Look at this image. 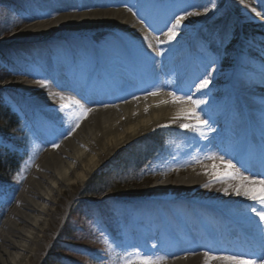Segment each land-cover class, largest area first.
I'll list each match as a JSON object with an SVG mask.
<instances>
[{
    "label": "bare ground",
    "instance_id": "obj_1",
    "mask_svg": "<svg viewBox=\"0 0 264 264\" xmlns=\"http://www.w3.org/2000/svg\"><path fill=\"white\" fill-rule=\"evenodd\" d=\"M9 1L26 13L29 23L16 30L18 19L4 28L0 52L5 45L18 47L21 51L14 52V58L35 62L48 85L58 89L35 99L47 117H58L62 102L81 108L77 127L34 163L3 219L0 264H31V257L48 246L46 229L55 222L53 212L63 190L84 183L105 158L140 136L193 111L214 117L220 134L234 136V149L219 146L205 155L207 165L158 180L129 207L134 216H128L134 220L131 232L136 237L139 229L146 228L141 236L150 239V249L164 251L157 257L162 264H264V233L259 235L256 229L259 216H264V152L259 150L260 141L264 144V71L256 76L236 74L231 85L219 88V99L227 95L224 102L213 104L208 76L191 71L187 44L192 29L210 17L212 0H200L199 8L188 15L181 8L173 15L150 0L132 1L135 13L155 16L157 22L136 19L117 7L118 0H106V7L95 3L98 0ZM98 30L117 34L119 59L97 48L95 41L79 42L82 36L92 39ZM48 42L55 45L54 60L43 50ZM75 56L84 64L82 73L72 66ZM106 69L129 76L134 86L127 96L105 89ZM19 70L20 82L29 91L33 74L27 68ZM157 73L158 83L147 87V76ZM59 94L60 99L52 97ZM22 112L27 114L28 109ZM213 158L219 159L216 165ZM213 167L212 175L205 176ZM188 197L209 210L221 236L198 229L183 203L190 201ZM176 235L183 241L174 248ZM231 239L237 246H231Z\"/></svg>",
    "mask_w": 264,
    "mask_h": 264
},
{
    "label": "rangeland",
    "instance_id": "obj_2",
    "mask_svg": "<svg viewBox=\"0 0 264 264\" xmlns=\"http://www.w3.org/2000/svg\"><path fill=\"white\" fill-rule=\"evenodd\" d=\"M132 1L118 0L115 4L140 21L149 19L157 22L155 16L145 15L142 11L135 13ZM150 2L160 7L166 6L173 15L178 8L188 15L197 10L201 3L200 0ZM95 3L105 7L109 5L106 0ZM212 10L209 18L192 29L187 44L192 73L208 76L211 89L208 96L213 104H219L220 99L224 102L227 96L219 99V88L231 85L236 74L256 76L264 71V0H212ZM25 15L12 1L0 0V33L18 19L21 24L16 30L29 23ZM87 41H95L97 48L103 47L113 58H120L115 32L98 30L92 39L87 36L79 39L81 44ZM42 47L47 57L52 60L57 57L54 44L48 42ZM20 51L16 46L5 45L0 52V69L4 70L0 75V96L4 106L20 122L18 129L7 134L0 132V145L5 149H16L22 158L11 182L0 184V197L11 195L10 185L16 189L8 212L34 163L52 144L59 145L77 127L80 119L77 111L81 108L74 109L62 102L58 117H47L43 113V106L35 99L57 88L48 85L46 74L40 72L36 63L15 59L14 52ZM73 58L72 66L82 73L83 62L76 56ZM20 67L27 68L33 74L29 80V91L24 90L25 82H20L23 77L19 73ZM104 73L107 76L105 85L109 90L114 89L121 97L131 92L133 83L128 75L121 76L112 69H106ZM160 77L158 73L153 84L158 83ZM52 97L60 99L61 95ZM23 109H28V113L24 114ZM180 118L140 136L105 158L84 183L63 190L53 212L55 222L46 229L44 242L48 246L38 250L36 257H31V264H162L157 260L162 252L152 250L150 239L141 236L142 228L138 231L140 235L134 237L132 234L134 220L128 218L132 215L129 207L135 206L136 199L146 195L158 180L171 179L191 168L207 165L209 160L205 159V155L219 146L231 147L230 151L235 146L233 139L220 134L214 126V117L208 118L193 111ZM218 161L213 158L214 165ZM214 168L205 176H211ZM188 199L190 201L183 203L187 205L198 229L211 231L215 237L221 236L223 231L217 225L214 227L209 210L200 201L192 197ZM259 219L256 229L258 233H264V216H259ZM130 236L134 237L132 241L127 240ZM231 246L237 245L232 241Z\"/></svg>",
    "mask_w": 264,
    "mask_h": 264
},
{
    "label": "trees",
    "instance_id": "obj_3",
    "mask_svg": "<svg viewBox=\"0 0 264 264\" xmlns=\"http://www.w3.org/2000/svg\"><path fill=\"white\" fill-rule=\"evenodd\" d=\"M4 73L3 69H0V75ZM2 79V78H0ZM19 120L15 118L13 113H10L8 108L4 107L2 104V99L0 96V132L8 133L12 130L18 129ZM22 158L17 153V150L5 149L0 146V184L10 183L14 174L17 172ZM9 190L11 191L10 196L0 197V222L5 216L7 210L13 203V198L16 194L15 186L10 185Z\"/></svg>",
    "mask_w": 264,
    "mask_h": 264
}]
</instances>
